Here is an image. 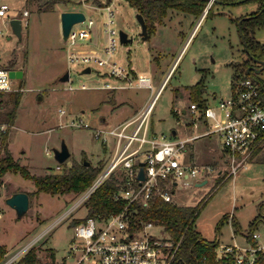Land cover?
I'll return each instance as SVG.
<instances>
[{
  "label": "rangeland",
  "instance_id": "374dc122",
  "mask_svg": "<svg viewBox=\"0 0 264 264\" xmlns=\"http://www.w3.org/2000/svg\"><path fill=\"white\" fill-rule=\"evenodd\" d=\"M51 1L3 0L9 5L11 14H20L22 9L28 11L27 24L23 26L20 38L0 18V66L7 67L13 61L12 68L23 71L21 79L15 81V86L20 83L22 95L15 110L14 126L9 128L7 147L14 159L36 175L59 171L55 169L58 162L53 150L59 148L62 142L67 145L70 156L59 163L60 166L84 158L93 165L102 164L106 157L100 142L93 139L89 129L68 126V119L78 116L93 126L99 125L101 117L107 119L108 125L121 121L130 104L138 105L151 99L169 65L178 55L172 72L153 104L151 117L154 131L169 135L174 130L177 138H184L209 129L200 122L193 126L188 113L179 114L176 109L184 110L192 102L187 88L199 79V68L207 71L204 91L209 97V105L214 106L220 97L229 95L232 70L228 63L238 59L236 49L240 47L234 18L243 17L256 5L253 1L235 5L209 1L195 28L199 17L179 11V17L173 16L172 23L181 33L170 53L160 56L164 74L159 72L154 80L151 57L148 54L149 42L142 43L136 10L125 0H62L55 4H51ZM106 2L111 3L113 11L114 22L111 26L117 32L125 31L132 38L131 42L121 44L116 37L117 46L112 60L123 65H129L130 61L136 75H150L151 90L125 88L112 94L111 91L100 88L106 81L113 82L110 78L98 75V72L104 70L103 67L95 62H68L67 52L71 49L61 34L60 10L74 8L85 13V20L73 26L75 30L86 27L88 20H92L90 40H77L72 47H92L101 55L107 41V10L102 8ZM210 7V13L207 14ZM164 36L166 39L172 38L169 31L164 32ZM255 36L264 44L263 26L256 30ZM87 66L90 72L83 73L82 70ZM66 72L68 80L61 81V76ZM255 76L264 82V68L255 73ZM69 85H72V89L67 88ZM213 95L215 99L212 98ZM113 96L117 102L122 101L123 106L112 111ZM11 108L12 101L7 94H3L0 97V124ZM61 109L65 114L59 113ZM211 123L209 120L206 126ZM263 151L264 148L261 152ZM195 152L196 163L211 165L213 172L204 185L195 186L193 183L178 189L174 199L179 205H195L203 200L193 225L207 239L212 240L218 236L222 244L233 243L231 236L234 226L226 219L218 229L216 227L223 215L232 214L240 227L236 240L243 243L241 237L247 231L249 222L260 211L264 215V163L251 162L250 155L233 173L231 163L222 162V146L215 133L192 140L188 144V154L195 156ZM2 153L0 148V156ZM34 189L33 183L19 174L7 172L2 176L0 245L5 248L7 256H10L31 242V247L36 248L38 264H61L74 239L71 222L86 214L84 202L74 207L81 193L50 195L40 192L29 198L27 211L23 216L17 217L4 199L15 191L27 193ZM254 230L264 237V222L259 221Z\"/></svg>",
  "mask_w": 264,
  "mask_h": 264
},
{
  "label": "built area",
  "instance_id": "2783aa9c",
  "mask_svg": "<svg viewBox=\"0 0 264 264\" xmlns=\"http://www.w3.org/2000/svg\"><path fill=\"white\" fill-rule=\"evenodd\" d=\"M104 9L107 10V41L102 54L72 47L77 40L90 36L92 20L89 19L86 27L75 30L73 25L69 31L66 39L71 49L67 52L68 62H95L103 67L104 70L98 72V75L113 80L100 86L104 90L151 88L149 76L136 75L128 64L123 65L112 60L117 46L116 37L119 40V35L111 26L114 21L110 5L107 4ZM205 11L206 8L202 15ZM27 16L28 11L25 9H22L20 14H11L9 5L0 0V18L8 25L10 19L18 18L22 29L27 24ZM9 71V68L0 66V94L21 89L20 83L15 86L17 79L10 77ZM165 81L148 103L116 124L108 125L99 121V125L93 126L78 116L71 117L66 122L71 127L89 129L93 139L100 142L106 157L91 184L79 192L81 196L74 207L85 202L102 182L113 179L115 188L112 197L121 203V208L78 218L81 221L77 223L72 221L74 239L61 264H172L180 240L171 239L161 224L144 220L140 209L148 207L157 199L176 203L174 195L178 189L209 179L213 167L187 160L185 155L188 144L198 137L215 133L227 155L224 162L231 163L233 173L257 148H264V96L260 92L259 82L254 77L246 76L232 80L229 95L220 97L214 106L206 104L202 107L191 102L184 110L176 109V113H188L193 126L200 122L204 127H209L184 138H177L176 131L167 135L157 133L151 127L153 104ZM67 88L72 89V85ZM59 113L65 114V111L61 109ZM209 120L212 123L206 126ZM5 127L6 124L1 123L0 131ZM60 167L59 163L55 165L57 170H60ZM140 169L143 178L138 177ZM220 172L221 170L218 171ZM228 176L229 173L226 177ZM1 213L0 209V216ZM232 218V214L227 216L231 222ZM242 239L243 244L235 241L230 244L219 242L216 258L230 253L233 255V264H264V238L253 230L244 231ZM31 245L30 242L10 256L5 252L0 264L17 261Z\"/></svg>",
  "mask_w": 264,
  "mask_h": 264
},
{
  "label": "trees",
  "instance_id": "16d2710c",
  "mask_svg": "<svg viewBox=\"0 0 264 264\" xmlns=\"http://www.w3.org/2000/svg\"><path fill=\"white\" fill-rule=\"evenodd\" d=\"M62 0H52L55 4ZM111 0H107L110 2ZM130 6L134 7L136 13H140L147 25L148 37L155 31L156 25L161 23L168 10H177L199 17L206 7L209 0H125ZM256 2V11L236 18L237 31L242 44L244 57L239 62L234 63L232 80L240 77L252 76L260 84V92L264 96V82L255 76V72L250 68L259 69L264 61V45L255 37V30L264 27V0H214V3L222 5H235L244 2ZM106 2V3H107ZM210 8L207 14L210 13ZM240 21V24L238 22ZM14 62L10 61L7 68H12ZM247 69H250L247 71ZM189 100L199 106L206 105L203 93L205 84L200 78L195 84L188 87ZM12 101V108L6 112L3 123L6 128L0 131V148L3 150L0 156V184L2 176L7 173L19 174L22 178L30 180L34 185V190L27 192L28 197L43 192L50 195L56 194H77L85 190L97 175L100 165L85 164L81 161L72 160L69 165H63L59 171H51L43 175L30 173L29 170L14 159L7 147L9 128L13 126L16 118V107L22 95L21 90L7 94ZM3 94H0L2 97ZM257 148L249 158L251 162L264 163V151ZM255 157V158H254ZM85 159V158H84ZM115 188V180L108 179L102 182L84 202L86 214L84 218L93 216L96 213L117 211L121 208V203L116 202L112 193ZM18 192V191H15ZM203 200L195 205H179L177 203H167L162 200H155L148 207L140 209L144 220H150L161 224L165 231L174 241L180 240L179 248L172 264H233V255L228 253L226 256L217 259L216 248L219 244L218 236L212 240L204 238L193 223ZM228 215H223L218 223L217 229L224 223ZM74 223L81 219H74ZM259 221L264 222V215L261 211L249 222L248 232L253 231ZM233 226H237L232 220ZM6 250L0 245V261L4 258ZM11 264H38L36 248L31 247L22 257Z\"/></svg>",
  "mask_w": 264,
  "mask_h": 264
},
{
  "label": "crops",
  "instance_id": "0c3cea01",
  "mask_svg": "<svg viewBox=\"0 0 264 264\" xmlns=\"http://www.w3.org/2000/svg\"><path fill=\"white\" fill-rule=\"evenodd\" d=\"M107 4H111V3H107ZM106 4V5H107ZM255 7L253 8V9H251V11H249V12H247V13H245L243 16H246V15H248V14H250V13H252V12H254V11H256V9L258 8V3H256L255 2ZM105 5V6H106ZM105 6H103L102 8H104ZM100 8V7H99ZM62 11H81V9H74V8H65V9H62V10H60V13L62 12ZM83 12V11H82ZM178 12L179 11H177V10H168L167 11V14H166V16L163 18V20H162V22L161 23H159V24H157L156 25V28H155V31H154V33L152 34V35H150L149 37H147L146 39H142L143 41H142V43L143 42H149L148 43V54L150 55V57H151V66H152V68H153V72H154V75H153V79L155 80V79H157L156 77H157V74H159V72H160V74H164V72L162 71V69H161V65H160V56L161 55H163V54H166V52L168 53H170V50H172L171 48H172V46H173V48H174V44L176 43V39L178 38V36H179V34L181 33L180 31H177L176 30V26L172 23V20H173V16H175V18H177V17H179V15H178ZM84 13V12H83ZM85 14V13H84ZM189 14V13H188ZM172 16V18H170ZM240 16V15H239ZM202 16H199V18H198V20H197V22H196V24L194 25V28L197 26V24H198V22H199V20H200V18H201ZM197 18V17H196ZM236 18H238V16H236L235 18H234V22H235V20H236ZM235 24H236V22H235ZM236 26H237V24H236ZM258 29V28H257ZM256 29V30H257ZM256 30H255V32H256ZM167 31H169L171 34H172V38L171 39H166L165 38V36H164V32H167ZM238 32V31H237ZM21 35H22V29H21ZM190 37V36H189ZM189 37L186 39V41H185V43H184V46L186 45V43L188 42V40H189ZM256 37V36H255ZM90 38H91V34H90V36L87 38V40H90ZM257 39V38H256ZM168 40V41H167ZM258 40V39H257ZM259 42H260V40H258ZM131 42V41H130ZM239 43H240V47L239 48H237L236 49V51H237V53L239 54V57H238V59H235V60H231L228 64L230 65V67H231V70H232V72H231V77H232V75H233V71H234V69H233V64L234 63H236V62H239L240 60H242V58L244 57V54L242 53V44H241V42H240V38H239ZM262 43V42H261ZM263 44V43H262ZM264 45V44H263ZM183 46V47H184ZM79 50H81V51H86V52H96L97 51V49H93L92 47L91 48H83L82 49V47L79 49ZM179 56V55H178ZM178 56L172 61V63L169 65V68H168V70L166 71V73H165V75H164V77H163V79H161V81L159 82V86L162 84V82L163 81H165V79H167V77H168V74L169 73H171L172 72V70H173V68H174V66H175V64H176V61H177V59H178ZM154 63H153V62ZM129 66L132 68V71H133V73L134 74H136L137 72H136V70L134 69V67L131 65V63H130V61H129ZM5 67V66H4ZM10 70H20V69H18V68H9ZM162 71V72H161ZM23 72V71H22ZM199 72H200V77H199V79L197 80V81H199L200 80V78H203V80H204V84H205V79H206V74H207V71H206V69L205 68H199ZM139 74H141V73H139ZM143 74V73H142ZM145 75H147V74H145ZM23 76V75H22ZM147 76H149L150 77V81H151V88H149L150 90L152 89V79H151V76L150 75H147ZM20 80V79H19ZM159 81V80H158ZM196 81V82H197ZM195 82V83H196ZM194 83V84H195ZM158 86V87H159ZM158 89V88H157ZM156 89V90H157ZM188 89V88H187ZM189 90V89H188ZM115 91L116 90H113V91H111L112 92V94L113 93H115ZM205 92V91H204ZM188 93H189V91H188ZM159 94V93H158ZM158 94H157V96H158ZM157 96H156V98H157ZM155 98V99H156ZM203 98L205 99V102H206V104H210L209 103V97L207 96V93L205 92V93H203ZM213 99H215L216 97H215V95H213V97H212ZM113 103H112V108H111V110L113 111V110H117V109H120L122 106H123V102L121 101V102H117L116 101V99H115V97L113 96L112 97V100H111ZM148 101H145L144 103H141V104H138V105H136V104H130V107L129 108H127V111H126V113L125 114H123V116L120 118L121 120H123V119H125V118H127V117H129L130 115H132L134 112H136L138 109H140L141 107H143L146 103H147ZM152 116V115H151ZM99 121H102V122H105L106 123V121H107V119L105 118V117H101L100 119H99ZM120 121V120H119ZM118 121V122H119ZM114 124H116V123H114ZM13 126H14V124H13ZM151 127H152V129L154 130V128H153V122H152V117H151ZM174 131V130H173ZM176 135H177V133H176ZM194 149H196L195 147H194ZM223 151V161L222 162H224V160H226L227 159V155H226V153L224 152V150H222ZM186 158H187V160H189V161H191V162H193V163H196V159H197V157H196V152H195V156H190L189 154H188V147H187V150H186ZM224 163H226V162H224ZM197 164V163H196ZM200 165H203V164H200ZM208 181V180H207ZM207 181H206V183H207ZM202 182V181H201ZM201 182H199V183H196V184H194L195 186H201V185H204V184H201ZM175 202H176V200H175ZM177 203V202H176ZM232 220H234L235 222H236V227L234 226V229H232V236H231V238H232V241L234 242H237V240H236V235H237V232H238V230L240 229V227H239V224H238V222L234 219V216H233V218H232ZM233 225V224H232ZM249 225V224H248ZM203 236V235H202ZM204 237V236H203ZM205 238V237H204ZM242 238V237H241ZM264 238V237H263ZM207 239V238H206ZM208 240H210V239H208ZM218 240H219V242H220V239H219V237H218ZM237 243H239V242H237ZM239 244H243V243H239Z\"/></svg>",
  "mask_w": 264,
  "mask_h": 264
},
{
  "label": "water",
  "instance_id": "95a60500",
  "mask_svg": "<svg viewBox=\"0 0 264 264\" xmlns=\"http://www.w3.org/2000/svg\"><path fill=\"white\" fill-rule=\"evenodd\" d=\"M136 19H137V22L140 26L139 34L143 39H146L148 37V33H147V25L144 21V18L140 13H136ZM84 20H85V14L82 11H62L60 13V29H61V34H62L63 39H65V40L67 39L69 31L73 25H75L79 22H82ZM238 24H240V21L238 22ZM9 26H10L12 32L17 37L20 38L21 37V21H20V19H18V18L10 19L9 20ZM118 35H119V42L121 44H125V43L132 41V38L129 37L128 34L123 30H119ZM259 62L262 64V66L259 69H254L253 67L250 68L255 73L261 72V70L264 68V61H259ZM250 69H247V71H249ZM82 72L88 73V72H90V68L86 67L82 70ZM9 75H10V77L15 78V79H21L23 72H22V70H10ZM68 78H69L68 72H66L63 76H61L60 80L66 81V80H68ZM171 133L174 134L175 132L172 130ZM53 153H54V158L58 163H63L70 156V151L64 142H62L60 144L59 148H55L53 150ZM83 162L85 164H89V161L86 159H83ZM138 177L143 178V173H142L141 169H140V172L138 174ZM206 181L207 180H203L201 182V184L206 183ZM5 203L14 210L17 217H21L25 214V212L28 209L29 197H28V194L26 192L18 191V192H14L10 196L6 197ZM71 226H73V223H71Z\"/></svg>",
  "mask_w": 264,
  "mask_h": 264
},
{
  "label": "flooded vegetation",
  "instance_id": "af4514ba",
  "mask_svg": "<svg viewBox=\"0 0 264 264\" xmlns=\"http://www.w3.org/2000/svg\"><path fill=\"white\" fill-rule=\"evenodd\" d=\"M140 27V26H139ZM139 32H140V30H139Z\"/></svg>",
  "mask_w": 264,
  "mask_h": 264
}]
</instances>
